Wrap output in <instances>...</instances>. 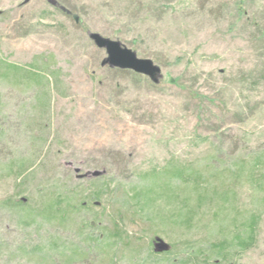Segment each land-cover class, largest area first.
Listing matches in <instances>:
<instances>
[{
  "label": "rangeland",
  "instance_id": "obj_1",
  "mask_svg": "<svg viewBox=\"0 0 264 264\" xmlns=\"http://www.w3.org/2000/svg\"><path fill=\"white\" fill-rule=\"evenodd\" d=\"M252 219L203 264H264V0H0V264H182Z\"/></svg>",
  "mask_w": 264,
  "mask_h": 264
},
{
  "label": "water",
  "instance_id": "obj_2",
  "mask_svg": "<svg viewBox=\"0 0 264 264\" xmlns=\"http://www.w3.org/2000/svg\"><path fill=\"white\" fill-rule=\"evenodd\" d=\"M75 20L78 21L79 18L75 16ZM88 35L97 47L106 50L107 56L101 63L103 67L109 66L123 70H132L136 73L148 76L154 83H159L162 77V70L153 60L138 57L134 50L128 48L119 40L107 38L97 32H90ZM78 171L79 170H77V172ZM90 175L98 177L102 175V172L86 173L85 175H81L80 178ZM156 241L155 252H164L170 249L160 237H157Z\"/></svg>",
  "mask_w": 264,
  "mask_h": 264
},
{
  "label": "trees",
  "instance_id": "obj_3",
  "mask_svg": "<svg viewBox=\"0 0 264 264\" xmlns=\"http://www.w3.org/2000/svg\"><path fill=\"white\" fill-rule=\"evenodd\" d=\"M12 67L14 68V69L12 68L14 70V72H18L19 71L18 69H20L19 67L15 66V65ZM31 78H38V77L32 76ZM38 79H40V78H38ZM223 194L224 195L222 198L224 199V203L229 202L230 193L226 192ZM203 200H206V198L204 199V197H200L199 202L200 201L204 202ZM58 204H59L58 201L55 200V201L50 202L48 205H45V207L42 210V212H43L42 214L47 216V217H50V216H57V213H59V212H61L62 214L64 212L67 213L68 206L62 207L59 209ZM223 206H224V204L220 205L219 206L220 209L225 208ZM59 217H60L59 219H61V214ZM256 220L257 219H252V221L250 222L249 228L247 229V231H249V232L245 231L246 232L245 237H243L245 234L243 231L244 229L243 230L239 229L238 233L232 239H230V240L226 239V240L220 242L218 245H216V247H217L216 249L208 250L206 253H201L200 250L196 251L195 249H193V251H189L188 260L183 261L182 264H188V263H192V264H201L202 263L203 264V263H207V261L213 257V253L215 255H217L218 257H220L223 262H228V260L230 261V256L232 255V253H230V251L232 249H234V251H237L239 249L246 251L247 249L250 248V245L252 244L253 239H254V230H255V226H256ZM171 251H172L171 249H169L168 251H164V252H155L154 251L155 253H158V254H155L154 256L158 255V257H159L160 255L164 254L163 256L167 258V261L165 264H169V263L170 264H177V262L172 261L173 260L172 257H168V256L172 255ZM202 254L204 257L203 258L204 261L201 260ZM160 264H162V263H160Z\"/></svg>",
  "mask_w": 264,
  "mask_h": 264
}]
</instances>
